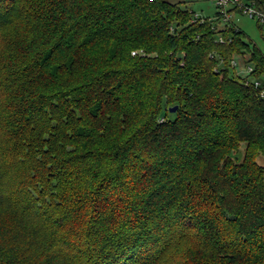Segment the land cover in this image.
Returning a JSON list of instances; mask_svg holds the SVG:
<instances>
[{
    "label": "trees",
    "instance_id": "obj_1",
    "mask_svg": "<svg viewBox=\"0 0 264 264\" xmlns=\"http://www.w3.org/2000/svg\"><path fill=\"white\" fill-rule=\"evenodd\" d=\"M194 13L0 0V264H264V50Z\"/></svg>",
    "mask_w": 264,
    "mask_h": 264
},
{
    "label": "rangeland",
    "instance_id": "obj_2",
    "mask_svg": "<svg viewBox=\"0 0 264 264\" xmlns=\"http://www.w3.org/2000/svg\"><path fill=\"white\" fill-rule=\"evenodd\" d=\"M170 2L179 3L181 7H187L189 10L194 11L196 14L202 16L211 17L216 11L215 0H168ZM230 23L234 24L242 31H244L248 37L264 50V38L263 29L259 26L256 18H251L246 14H243L238 10H231L229 12ZM239 63V71L245 73L243 66V60L237 58Z\"/></svg>",
    "mask_w": 264,
    "mask_h": 264
},
{
    "label": "built area",
    "instance_id": "obj_3",
    "mask_svg": "<svg viewBox=\"0 0 264 264\" xmlns=\"http://www.w3.org/2000/svg\"><path fill=\"white\" fill-rule=\"evenodd\" d=\"M216 10H218L220 15L224 16L225 20H229V8H236L240 10L243 14L248 15L251 18H256L260 23L263 33H264V12L258 9L253 2H247L244 0H215ZM201 17L200 14L194 13V18L197 19ZM220 42H224L222 37H219ZM237 62L232 60V64L235 65ZM251 69L250 67L248 70ZM259 83L256 82V85ZM261 95L264 96V90L261 91Z\"/></svg>",
    "mask_w": 264,
    "mask_h": 264
},
{
    "label": "water",
    "instance_id": "obj_4",
    "mask_svg": "<svg viewBox=\"0 0 264 264\" xmlns=\"http://www.w3.org/2000/svg\"><path fill=\"white\" fill-rule=\"evenodd\" d=\"M175 109H176V106L170 108L171 111H174Z\"/></svg>",
    "mask_w": 264,
    "mask_h": 264
}]
</instances>
